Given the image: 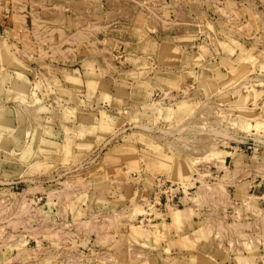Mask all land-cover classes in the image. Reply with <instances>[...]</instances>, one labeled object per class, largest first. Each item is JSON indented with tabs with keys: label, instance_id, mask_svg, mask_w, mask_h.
Segmentation results:
<instances>
[{
	"label": "rangeland",
	"instance_id": "374dc122",
	"mask_svg": "<svg viewBox=\"0 0 264 264\" xmlns=\"http://www.w3.org/2000/svg\"><path fill=\"white\" fill-rule=\"evenodd\" d=\"M0 264H264V0H0Z\"/></svg>",
	"mask_w": 264,
	"mask_h": 264
},
{
	"label": "crops",
	"instance_id": "0c3cea01",
	"mask_svg": "<svg viewBox=\"0 0 264 264\" xmlns=\"http://www.w3.org/2000/svg\"><path fill=\"white\" fill-rule=\"evenodd\" d=\"M68 80L72 81V82H76V75L75 74H68L67 76H65Z\"/></svg>",
	"mask_w": 264,
	"mask_h": 264
}]
</instances>
